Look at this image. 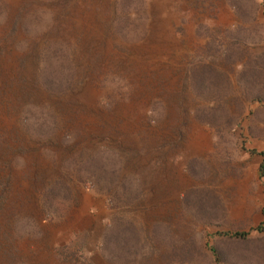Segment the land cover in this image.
Returning a JSON list of instances; mask_svg holds the SVG:
<instances>
[{
    "label": "rangeland",
    "instance_id": "1",
    "mask_svg": "<svg viewBox=\"0 0 264 264\" xmlns=\"http://www.w3.org/2000/svg\"><path fill=\"white\" fill-rule=\"evenodd\" d=\"M261 152L264 0H0V264H264Z\"/></svg>",
    "mask_w": 264,
    "mask_h": 264
},
{
    "label": "trees",
    "instance_id": "2",
    "mask_svg": "<svg viewBox=\"0 0 264 264\" xmlns=\"http://www.w3.org/2000/svg\"><path fill=\"white\" fill-rule=\"evenodd\" d=\"M254 152V150H252ZM262 157H264V153H260ZM259 172L261 176H264V161H261L259 163ZM252 231L262 232L263 231V223L259 224L257 227L253 228ZM225 236L227 237H235V238H245L244 232H231V233H225Z\"/></svg>",
    "mask_w": 264,
    "mask_h": 264
},
{
    "label": "bare ground",
    "instance_id": "3",
    "mask_svg": "<svg viewBox=\"0 0 264 264\" xmlns=\"http://www.w3.org/2000/svg\"><path fill=\"white\" fill-rule=\"evenodd\" d=\"M96 31H97V30H96ZM145 46H146V45H145ZM139 47H140V46H139ZM144 48H145V47H144ZM142 50H143V49H142ZM79 87H81V85H80ZM82 90H83V89H82ZM89 96H90V95H89ZM6 122H7V120H6ZM85 199H86V198H85ZM87 200H88V199H87ZM87 200H86V201H87ZM89 200H90V199H89Z\"/></svg>",
    "mask_w": 264,
    "mask_h": 264
},
{
    "label": "crops",
    "instance_id": "4",
    "mask_svg": "<svg viewBox=\"0 0 264 264\" xmlns=\"http://www.w3.org/2000/svg\"><path fill=\"white\" fill-rule=\"evenodd\" d=\"M212 248V250H214L215 248L214 247H211Z\"/></svg>",
    "mask_w": 264,
    "mask_h": 264
}]
</instances>
